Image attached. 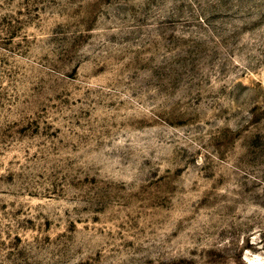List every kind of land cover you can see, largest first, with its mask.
<instances>
[{
  "label": "rangeland",
  "instance_id": "rangeland-1",
  "mask_svg": "<svg viewBox=\"0 0 264 264\" xmlns=\"http://www.w3.org/2000/svg\"><path fill=\"white\" fill-rule=\"evenodd\" d=\"M0 264H264V0H0Z\"/></svg>",
  "mask_w": 264,
  "mask_h": 264
}]
</instances>
